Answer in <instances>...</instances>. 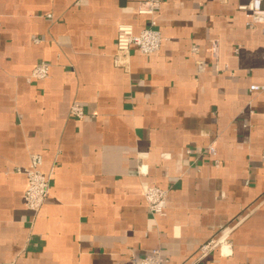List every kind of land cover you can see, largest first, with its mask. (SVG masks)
I'll list each match as a JSON object with an SVG mask.
<instances>
[{
	"label": "crops",
	"instance_id": "1",
	"mask_svg": "<svg viewBox=\"0 0 264 264\" xmlns=\"http://www.w3.org/2000/svg\"><path fill=\"white\" fill-rule=\"evenodd\" d=\"M139 1L0 0V264H133L158 246L163 264H264L261 27L244 0H160L161 48L132 46L125 68L119 24L152 18ZM42 61L49 76L30 79ZM32 153L52 172L36 215L18 170ZM147 184L169 189L166 215ZM214 236L226 243L199 258Z\"/></svg>",
	"mask_w": 264,
	"mask_h": 264
},
{
	"label": "built area",
	"instance_id": "2",
	"mask_svg": "<svg viewBox=\"0 0 264 264\" xmlns=\"http://www.w3.org/2000/svg\"><path fill=\"white\" fill-rule=\"evenodd\" d=\"M160 4V0H140L138 4V12L140 14L151 15L150 23L148 26L144 27L139 32H136L133 24L131 23H121L118 26L117 38H116V54L115 62L125 68L129 67L130 63V49L132 46H136L138 50L143 54H150L158 51L165 37L163 36L161 30L157 28V19L154 16L156 9ZM239 9L245 12L247 18V24L249 26H260L261 34L263 37L264 45V0H244L238 5ZM38 41V38H36ZM212 58L215 60V68L217 70L219 67V42L217 39H212L208 47ZM200 48L196 44L192 45L191 53L195 58L197 67L199 71L206 70L205 61L201 58H197ZM228 65L224 67L227 69ZM50 74V66L48 63L42 61L39 62L32 70L30 75L31 78L35 79H46ZM250 91H262L264 90V85L262 84H252L249 88ZM70 114L78 117L84 118L86 111L83 106L79 104H72L70 108ZM207 152L209 154L215 155L216 147L213 143L209 144L207 147ZM141 157L146 158L148 156L147 152H141ZM43 157L39 153H32L30 155V164L27 167L18 170L26 174L28 179V188L25 192V204L27 208L32 211L35 215L38 214L42 205L44 204L46 198L50 193V181L52 177V172L45 173L42 170ZM143 166L139 167L141 173L144 172ZM144 198L148 204L150 212L156 215L164 216L166 215V204L165 201L169 195V189L158 186L156 184H147L143 191ZM224 235V234H223ZM226 240L224 236H214L209 241L203 243L200 246L199 258L205 256L218 247L219 245H224ZM165 258L163 256L161 248L153 247L145 250L143 256L140 260H134L133 264H163Z\"/></svg>",
	"mask_w": 264,
	"mask_h": 264
},
{
	"label": "bare ground",
	"instance_id": "3",
	"mask_svg": "<svg viewBox=\"0 0 264 264\" xmlns=\"http://www.w3.org/2000/svg\"><path fill=\"white\" fill-rule=\"evenodd\" d=\"M142 168H143V167H142ZM143 170H146V169L143 168Z\"/></svg>",
	"mask_w": 264,
	"mask_h": 264
}]
</instances>
